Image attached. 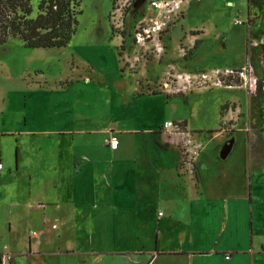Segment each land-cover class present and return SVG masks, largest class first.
Wrapping results in <instances>:
<instances>
[{
	"label": "crops",
	"instance_id": "obj_1",
	"mask_svg": "<svg viewBox=\"0 0 264 264\" xmlns=\"http://www.w3.org/2000/svg\"><path fill=\"white\" fill-rule=\"evenodd\" d=\"M191 3L193 0H188L179 17L185 15ZM205 26L192 29L203 33L191 35L189 41L200 36L197 41H203V37L209 38L212 33L219 34ZM28 74L20 76L14 90L2 92L0 109L1 125L6 127L0 135L10 136L14 152V158H0L3 229L9 235L25 224L42 234L31 237L35 239L32 244L25 242L30 229L20 234L17 246L21 250L15 251L20 254L15 264H245L248 253L251 264H264V239L254 233L248 247L222 246V210L228 209L225 198L237 197L222 196V169L221 183L213 189L210 183L201 181V172L208 169L211 159L204 157L201 162L198 154L192 162L197 164L195 177L191 171L188 176H178L176 158L172 167L156 160L150 169L145 161L150 152L144 137L154 128L136 125L144 123L145 116L136 117L128 127L120 119L116 124L108 120L100 126L98 116L103 102L110 107V120L120 118V111L126 112L123 108L128 102L121 98L120 84H107V91L100 83L80 84L77 79H70L51 87L29 78ZM36 74L42 76L41 71ZM89 80L86 77L84 81ZM130 84L134 92L138 86ZM139 87L136 97L159 95V88L153 94L146 92H151L150 86ZM9 93L17 96L15 123L5 113ZM162 132L172 134L168 130ZM110 135L118 139L116 149L107 144ZM254 153L252 149L250 159ZM218 155L222 159L221 147ZM130 163L133 166H122ZM261 166L249 167V175H262L264 166L262 169ZM164 170L172 172L167 176ZM126 178L134 181L133 194L123 191ZM11 184L16 187L8 192ZM248 187L253 204L250 182ZM118 219L126 226L122 237L117 229H120ZM228 228L225 223L223 230ZM53 241L58 244L56 252L44 249V242L51 245ZM226 253L229 258H225ZM53 255L65 258L52 263Z\"/></svg>",
	"mask_w": 264,
	"mask_h": 264
},
{
	"label": "rangeland",
	"instance_id": "obj_2",
	"mask_svg": "<svg viewBox=\"0 0 264 264\" xmlns=\"http://www.w3.org/2000/svg\"><path fill=\"white\" fill-rule=\"evenodd\" d=\"M116 2L117 0H81L77 7L80 14L77 15L75 32L66 47L31 49L23 47L16 39H9L1 45L0 109L3 104L2 92L11 88L14 90V84L20 76H26L27 73L29 78H36L35 81L51 87L70 79H77L80 84L100 83L103 90L107 91V84H120L123 93L121 98L128 102V106L123 108L126 112L120 111V118L110 120V107L106 101L103 102L98 116L100 126L108 120L116 124L120 119L121 123L128 127L136 117L145 116V122L136 125L154 128L153 132L145 134L144 137L148 141L147 150L150 152L145 160L147 168L151 169L156 160L160 163L162 160L168 167H172L176 158L175 170L180 177L188 176L189 171L193 172L195 177L197 164H189L185 143L188 139L199 143L201 148L198 160L203 162L204 157L211 159L208 169L201 172V181L210 183L209 187L213 189V186L221 183L219 170L222 169V196L237 197L225 198L228 201V209L226 212L222 210V246H237V249L248 247L253 233L255 237L264 239V171L262 175H249L248 170L249 167L255 169L258 165L261 166L264 154V97L255 96L259 80L263 79L264 83V0H193L191 6H187V11L185 9V15L175 19L172 27L164 30L160 43L166 54H162V59L150 56L146 61L138 62L136 67L127 64L126 57L132 58L139 50L133 43L132 31L143 12L151 13L148 0H128L123 7L122 17L114 12ZM37 4V0L32 2V16L35 15ZM118 21H123V24L117 29ZM199 26H205L208 31L214 30L219 34L212 33L209 38L203 37V41H197L201 36L196 37L193 42L189 41L192 40L191 35L203 33V30L192 31ZM194 55L196 57L192 60ZM168 63L172 66L166 67ZM221 66L249 71L252 86L204 87L193 83L181 92L166 93L158 89L159 95L154 97L134 96L140 91L139 86L143 89L150 86L151 92H146L154 93L157 90L155 88H158L155 83L162 80L166 72L168 77L174 72L197 74ZM38 71H41L42 76H37ZM86 77L90 79L89 82L84 81ZM246 77H249L248 73ZM130 83L138 86L134 92L131 91ZM113 88L116 90V85ZM262 89L264 91V85ZM16 100V95L9 93L6 96L9 107L5 113L11 123H15L18 117L15 113V107L18 105ZM19 101L22 100L19 98ZM166 120L175 123L184 121L187 133L163 134L162 131L167 130L161 125ZM4 129L6 127L1 125L0 118V132L5 131ZM10 139V136L0 135L2 160L14 158ZM155 140L164 145L166 151L161 150ZM228 141H231V148L226 150L223 146ZM221 146L222 159L218 155ZM252 149L255 153L253 159H250ZM263 166L264 164L261 169ZM162 172L168 176L167 173L172 171ZM6 176H1V179ZM133 182L132 178H126L123 191L131 194ZM249 182L252 186L253 204L248 196ZM13 187L16 185H9L8 192ZM4 216L0 208V263L15 264L17 256L20 255L15 251L21 250L20 245L17 246V239L20 234L30 229L27 232L29 238L26 234L25 242L32 244L35 239L31 238L30 232L35 230L22 224L16 233L12 230V233L7 235L3 229ZM225 223L229 228L223 230ZM118 225L120 229H117L122 237V230L124 231L126 226L123 227L119 219ZM32 226L35 228L36 224L33 223ZM35 233L42 235L37 231ZM46 244L47 242H44V249L56 252L57 241H53L51 245ZM226 256L229 258V253H226ZM62 258H65V255H53L51 260L52 263H58ZM244 262L251 264L250 253Z\"/></svg>",
	"mask_w": 264,
	"mask_h": 264
},
{
	"label": "built area",
	"instance_id": "obj_3",
	"mask_svg": "<svg viewBox=\"0 0 264 264\" xmlns=\"http://www.w3.org/2000/svg\"><path fill=\"white\" fill-rule=\"evenodd\" d=\"M128 0H117L115 13L122 17L123 7ZM188 3V0H148L150 8L149 14L140 15L141 17L136 21L133 34V43L139 47V50L134 53L133 57H126L127 64L131 67H136V64L141 61H146L150 56L160 59L164 53V47L161 45L160 40L164 30L173 25L175 19H177L183 7ZM122 18H120L121 20ZM117 29L121 27L123 21H118ZM123 24V23H122ZM123 50V48H122ZM247 73L249 77L247 78ZM166 76L159 82V90H164L166 93L181 92L191 87L193 83L200 84L204 87H246L252 86L250 82V73L246 70H238L232 67H216L205 72H199L192 74L188 72H174L168 77ZM254 83V82H253ZM165 130H168L172 134H184L187 133L180 131L178 123L172 121H166L162 126ZM118 139L110 135L107 139L109 148L116 149L118 147ZM231 141H228L223 148H229ZM231 147V145H230ZM201 145L193 142L191 139L185 143V152L188 156L189 163L192 164L193 160L198 156ZM222 150V146H221ZM2 164L0 163V170ZM161 215V212L158 213ZM30 236H36L35 232H30ZM228 258V256H225Z\"/></svg>",
	"mask_w": 264,
	"mask_h": 264
},
{
	"label": "trees",
	"instance_id": "obj_4",
	"mask_svg": "<svg viewBox=\"0 0 264 264\" xmlns=\"http://www.w3.org/2000/svg\"><path fill=\"white\" fill-rule=\"evenodd\" d=\"M33 1L0 0V46L9 39H16L23 47L31 49L66 47L75 32L81 0H37L32 16ZM263 85V79H260L255 92L257 98L264 97ZM178 124L180 131L186 132L185 122ZM156 144L166 149L157 141Z\"/></svg>",
	"mask_w": 264,
	"mask_h": 264
},
{
	"label": "water",
	"instance_id": "obj_5",
	"mask_svg": "<svg viewBox=\"0 0 264 264\" xmlns=\"http://www.w3.org/2000/svg\"><path fill=\"white\" fill-rule=\"evenodd\" d=\"M226 145V144H225ZM225 145H224V147H225ZM231 145V144H230ZM230 145H229V148H224V149H226V150H229L231 147H230ZM221 157H222V150H221Z\"/></svg>",
	"mask_w": 264,
	"mask_h": 264
}]
</instances>
